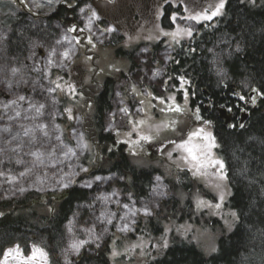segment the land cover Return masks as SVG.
<instances>
[{
    "label": "rangeland",
    "instance_id": "rangeland-1",
    "mask_svg": "<svg viewBox=\"0 0 264 264\" xmlns=\"http://www.w3.org/2000/svg\"><path fill=\"white\" fill-rule=\"evenodd\" d=\"M76 1L0 0V193L48 195L40 204L51 211L52 192L74 184L92 191L81 209L87 224L80 213L69 222L62 261L106 238L113 264H149L177 240L205 256L215 252L236 221L225 206V166L212 124L190 104L188 78L170 69L173 52L216 21L228 0H89L76 8L75 21L46 23L59 5ZM13 14L32 24L20 35V60L7 53L11 27L3 19ZM219 56L215 51L212 67L224 82ZM106 79L114 83L104 131L114 144L105 152L120 149L134 167L153 172L145 198L120 194L114 175L96 172L105 162L92 129L93 100ZM243 88L241 100L255 104L256 91ZM0 264H51V257L38 243L26 253L13 245Z\"/></svg>",
    "mask_w": 264,
    "mask_h": 264
},
{
    "label": "trees",
    "instance_id": "trees-1",
    "mask_svg": "<svg viewBox=\"0 0 264 264\" xmlns=\"http://www.w3.org/2000/svg\"><path fill=\"white\" fill-rule=\"evenodd\" d=\"M88 1L78 0L72 8L59 5L46 17V23L75 21L76 8ZM18 16L13 14L3 19L11 27L6 40L7 53L16 60L23 59L26 52L20 35L25 32V26H32L25 20L18 22ZM211 23L199 27V33L173 52L170 70L188 78V92L194 95L190 98L191 106L198 107L212 124L217 153L224 163L230 189L225 206L235 213L236 221L230 231L218 238L216 251L207 256L193 242L177 240L149 264H264V0L252 4L228 0L223 14ZM215 51L220 52L218 63L226 73L224 82L212 67ZM117 53L133 65L131 54L121 49ZM113 83L106 79L93 100L92 129L97 145L102 146L105 162L96 167V172L114 175L120 194L145 198L153 172L134 167L120 149L108 155L105 152L106 144H114V136L104 131ZM244 85L256 91L255 104L241 100L247 95ZM205 103L210 104L208 110ZM227 108L231 111V125L225 124L219 115L220 109ZM243 109L246 114L241 117ZM52 193L48 203V206L52 204L51 211L44 203L40 204L48 195L29 189L14 196L0 193V259L10 246L18 245L26 253L32 243H38L47 250L51 264H113L108 258L110 238L99 244L82 245L70 260L62 261L60 253L68 242L69 222L80 213L82 216L77 219L86 218L87 224V215L81 209L92 191L74 184Z\"/></svg>",
    "mask_w": 264,
    "mask_h": 264
},
{
    "label": "water",
    "instance_id": "water-1",
    "mask_svg": "<svg viewBox=\"0 0 264 264\" xmlns=\"http://www.w3.org/2000/svg\"><path fill=\"white\" fill-rule=\"evenodd\" d=\"M219 115H220L221 117L224 116V122H225V124H228L229 119H228V116L226 115V112H225L224 109H220V110H219Z\"/></svg>",
    "mask_w": 264,
    "mask_h": 264
},
{
    "label": "snow or ice",
    "instance_id": "snow-or-ice-1",
    "mask_svg": "<svg viewBox=\"0 0 264 264\" xmlns=\"http://www.w3.org/2000/svg\"><path fill=\"white\" fill-rule=\"evenodd\" d=\"M221 7H223V4H222V3L218 6L217 11H216V12H213L212 15L214 16V15L218 14V12H219V8H221ZM204 18H206V19H211L210 16H206V17H204ZM189 34H190V33H189ZM189 151H191V150H189ZM193 158H195V157H193ZM221 166H222V165H221Z\"/></svg>",
    "mask_w": 264,
    "mask_h": 264
},
{
    "label": "flooded vegetation",
    "instance_id": "flooded-vegetation-1",
    "mask_svg": "<svg viewBox=\"0 0 264 264\" xmlns=\"http://www.w3.org/2000/svg\"><path fill=\"white\" fill-rule=\"evenodd\" d=\"M199 27H203V26H199ZM197 33H199V30H198V32ZM194 34H196V33H194ZM193 36V35H192ZM226 111V115L228 116V119H229V122H230V119H231V115H229L228 113H227V110H225Z\"/></svg>",
    "mask_w": 264,
    "mask_h": 264
}]
</instances>
